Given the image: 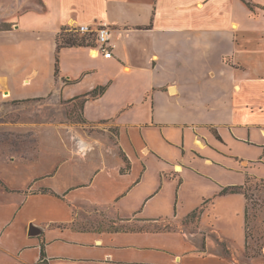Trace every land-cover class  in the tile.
Masks as SVG:
<instances>
[{
    "label": "crops",
    "instance_id": "crops-1",
    "mask_svg": "<svg viewBox=\"0 0 264 264\" xmlns=\"http://www.w3.org/2000/svg\"><path fill=\"white\" fill-rule=\"evenodd\" d=\"M251 1L264 8V0ZM15 6L25 9L0 16L8 26L0 28V139L12 134L0 148L26 142L45 148L47 159L0 157V165L19 172L14 185L0 172V264H264V245L251 255L248 237L244 245L224 240L201 213L188 220L219 194L217 181L232 188L264 181V9L252 12L241 0ZM104 23L112 58L97 46L58 50L63 28ZM99 87L104 94L85 99ZM79 102L82 131L61 124L68 135L55 138L59 129L50 122L42 126L51 137L38 141V104L56 117ZM13 113L28 115L29 123L5 122ZM222 130L255 150L235 154L238 171L208 152ZM23 132L30 134L24 142ZM54 149L61 153L53 156ZM244 170L250 177L241 185ZM190 200L196 204L182 218ZM117 220H137L143 229L96 225ZM162 223L172 229L155 228Z\"/></svg>",
    "mask_w": 264,
    "mask_h": 264
},
{
    "label": "rangeland",
    "instance_id": "rangeland-1",
    "mask_svg": "<svg viewBox=\"0 0 264 264\" xmlns=\"http://www.w3.org/2000/svg\"><path fill=\"white\" fill-rule=\"evenodd\" d=\"M16 1L17 0H0V16L6 14L8 12V8L9 10L14 9L15 12L18 11L19 7L15 6ZM5 2L11 3V4H4ZM22 9H25V6ZM22 9L19 10V12L22 11ZM259 11H260L259 8H255V12H259ZM3 27H8V26L1 24L0 28H3ZM187 103L192 104V106H186L188 108L196 107V104L193 101H188ZM41 108L43 107H40V104H38L37 106L38 120L40 123L38 141H45L47 138L51 137V133L45 131L46 126L44 127L42 126V125H46V123L50 124L49 126L50 128L52 124L53 125L57 124L58 126L57 129H59V132L53 134L55 138H60L62 136L64 137L68 135L67 130L70 128H65L64 126H60L61 124L70 126L71 127L70 130L78 129V131H82L81 130L82 128L79 127V125H81L83 122V118L81 115V102L77 103L74 107L72 106L69 109L66 116H56V117H53L52 115L47 116L48 113L45 112V109H41ZM213 108L216 109V106H213ZM4 119H5V122L7 123L20 122L21 124L23 123L26 124V123H29L30 121V117L28 115L25 116L23 113H13L11 114V116H8ZM50 122H52V124ZM219 134H220V139H216V136L213 135V138H212L213 144H210L208 152L211 153L214 156V158H217L218 160L221 161L220 162L221 164L219 165H221L225 170H227L226 164L228 163L231 169L233 168L238 171L239 169L236 165L237 157L235 156V154H238L239 152H241V154L247 156V155H250L249 153H254L255 150H249L250 146L248 145L247 142L241 143L240 145H238V143H236L233 140V138L225 130H222ZM227 134L229 136L228 138H227ZM29 135L30 134L28 132H23L21 134L23 142L26 141V139H28ZM4 136H5L4 137L5 139L1 138L0 143L5 140H9L12 134L6 133ZM41 144L42 143H39V145ZM26 145H27L26 142L22 143V147L20 149L12 148V147L7 148L6 147L7 145L3 146L4 149H1L3 147L0 148V157L5 158L6 160L8 158L13 159V157H16L17 159L21 158L22 162H28L30 159H33V160H36L38 163H41L42 161H45L47 159L46 158L47 150L45 148L38 147L37 149L34 150V149H30L26 147ZM48 151L49 152L53 151V156L55 152L61 153V149H54V150H48ZM37 169H38V172L43 171V168L40 165L38 166ZM7 171L8 170L5 165L4 166L0 165V172L4 173L3 176L7 179V181H9L12 185H14L16 182L18 184L19 183L18 181L19 172L17 171L14 172L13 169H10V172L9 171L7 172ZM239 175H241L240 177L241 185H243L246 182V179L250 177L248 175V170L241 171ZM224 176H225V173H222L220 176L222 180H223L222 177ZM227 177L229 178L230 181L239 180V179H235L238 177L233 178L231 173H228ZM216 183L217 185H219V191H220L219 194L211 196L210 197L211 199L207 202V204H206V201L204 203L202 202L203 207H202L201 214H203V217H204V224L207 227H211V222H213L216 228L220 227L222 229L224 238H225L224 240L229 241L230 239H236V240H239L240 243L244 245L247 240L246 231H245V211L247 207V201H246L245 195L243 193L231 191V188L233 186L231 184L223 185L221 184L220 181H217ZM199 184L201 185L202 188H204L203 186L204 184L202 183V180L201 182L199 181ZM245 192L249 199L248 204H249V209H250L249 210L250 211L249 212L250 214L249 215V224H250L249 225V236H250L249 253L251 255H257L260 251L261 246L264 245V236L262 235L264 232V226L262 225V222H261L264 219V182L256 181L254 179H249V183L247 185ZM205 193H209L208 190ZM227 196H228V199H226ZM197 201L198 200L196 198V203ZM196 203H194L193 200H190L189 204L184 210L180 208V216L184 218L185 215H187L186 211L190 209L193 204L195 205ZM208 203L209 205L212 206V208L210 209H212V211L214 212V215L212 216H209V213L207 212V209H209ZM215 206L217 209L214 208ZM217 215L223 216V218L220 217L219 219L218 218L215 219ZM90 225L94 227L93 223ZM96 225L97 227H100L102 229H108V230L127 229V228L135 229V228H141L143 226L137 220H133L132 223H122L117 220V221H112V222H101ZM257 225L261 226L260 228H258L259 230H262V232H260L261 234L255 233V229ZM155 228L163 229V230L172 229L169 223H162L160 225H156ZM214 233L216 232L214 231ZM262 260L264 261V258Z\"/></svg>",
    "mask_w": 264,
    "mask_h": 264
},
{
    "label": "trees",
    "instance_id": "trees-1",
    "mask_svg": "<svg viewBox=\"0 0 264 264\" xmlns=\"http://www.w3.org/2000/svg\"><path fill=\"white\" fill-rule=\"evenodd\" d=\"M241 1L252 12H255V8L264 9L260 6L253 4V2L251 0H241ZM82 35L78 31H76V28H68V27L63 28L62 33L59 37L58 50H60L62 48H73V47H96L98 45L95 34H88V35H84V36H82ZM56 73L58 75V73H59L58 68H57ZM105 91H106V87H99V88L95 89L94 91H92L87 96H85V99L96 98V97L104 94ZM249 179L247 180V184L245 186L231 188V191H233V192L243 193L245 195L247 201L249 199H248V196H247L245 191H246L247 185L249 183ZM261 182H264V181H261ZM249 210L250 209L248 206L247 211H246V225H247V237L248 238H250V236H249V225H250L249 224V215H250L249 212L250 211ZM201 212H202V210H197V211L193 212L192 214L189 215L188 220L197 218L198 214ZM255 221H254V223H255ZM261 222H262V225L264 226V219ZM140 229H143V228H140ZM256 229H258V228H256ZM260 232H262V230ZM42 255H44V252H42Z\"/></svg>",
    "mask_w": 264,
    "mask_h": 264
},
{
    "label": "built area",
    "instance_id": "built-area-1",
    "mask_svg": "<svg viewBox=\"0 0 264 264\" xmlns=\"http://www.w3.org/2000/svg\"><path fill=\"white\" fill-rule=\"evenodd\" d=\"M76 31L83 35L95 34L99 50L104 53L105 58H112L115 46L111 44V33L107 23L101 24L96 30L90 26H79Z\"/></svg>",
    "mask_w": 264,
    "mask_h": 264
},
{
    "label": "bare ground",
    "instance_id": "bare-ground-1",
    "mask_svg": "<svg viewBox=\"0 0 264 264\" xmlns=\"http://www.w3.org/2000/svg\"><path fill=\"white\" fill-rule=\"evenodd\" d=\"M84 150V149H83Z\"/></svg>",
    "mask_w": 264,
    "mask_h": 264
}]
</instances>
